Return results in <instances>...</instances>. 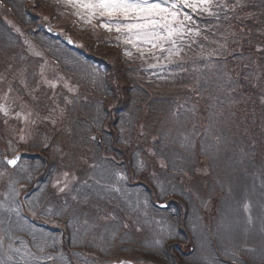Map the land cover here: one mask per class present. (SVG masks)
Returning a JSON list of instances; mask_svg holds the SVG:
<instances>
[{"label":"trees","instance_id":"1","mask_svg":"<svg viewBox=\"0 0 264 264\" xmlns=\"http://www.w3.org/2000/svg\"><path fill=\"white\" fill-rule=\"evenodd\" d=\"M20 1L23 4L19 3V5H16L10 2V0H0V11L4 12V14H10L11 11L16 17L19 16L16 8L22 9L27 5L28 12H25L27 9H23L22 14L24 15L29 13L30 8L37 10L38 15L48 13L47 7L50 4L45 2V0ZM245 2H247V0L244 2L243 0H216L218 7H216L215 19H210V17L206 18L202 15H198V13H193L189 8H182L181 12H187L193 17V21L188 24V27H193L194 25L195 30H198L200 34L198 36L185 34L183 39L177 42L180 54L178 56L173 55L171 59H167L165 57L167 54H165V52L162 53L159 49H157V54L155 55L148 53L144 45L142 46L146 48V51L145 55L142 57L132 45H126L123 40H118V33L116 31L109 32L103 30V28H98V30H103V32L101 34L97 32L96 45L88 41L89 44H87V48L88 50H92L97 58L100 57L103 59L102 63L106 68L108 67L104 73V79H102L106 82V88L102 87L104 85L101 86V82L97 79L93 86L102 87L98 89L99 91H103H98L93 94L92 100L86 95L92 92L89 90H86V93L79 92L77 98L71 95L68 99L72 102H76L77 99L78 102H82L84 98L88 97L91 102H94L90 106L102 110L103 112L102 114H96L94 116L92 124L87 122L86 130L88 135L86 137L78 139L77 134L79 132L76 129V131L73 132L56 134L55 139V141L62 145L61 147L56 143V147H58L57 153H63L64 156H66L70 151V147L79 148V150L83 147L84 155L86 157L89 156L94 161V167L88 170L85 169L83 165L81 167H79V164L76 165L78 171L76 170L75 172H77V176L80 177V180H73L72 183L73 188L77 190L78 196L82 201L72 200L71 204L73 207H78L77 203L79 201L84 205L91 204L94 200L92 201L90 197H92L94 193L98 195L100 199L105 196L109 198V195L105 194L104 184L107 189L112 191L114 187L117 186L124 189L126 198V194H131L129 193L131 180L137 179L142 180L143 183V185H141L142 195L146 194L151 200L152 205H154L159 187L155 179L160 181L165 180V177H171L172 179L169 180L171 182L174 180V182H167L170 187L179 186L183 188L181 190L186 191L187 185L184 180L186 181L188 178L185 177V173L187 172L189 175H195V168L192 171H188L189 164H194L198 167L204 163L209 168L207 169L208 172L209 170L211 171V176L212 174L214 175L216 166H213L211 161L204 159L209 155L207 154L208 151L206 147L203 146L206 135H204L203 127L199 125L201 117L197 118L199 121L198 123L196 122L197 125L196 123L183 124L181 122L182 120L179 118H182V116H185L191 111L194 113L198 112L199 115L205 116L208 113L206 109H210V102L209 107L206 103L210 100H213V102L218 101L217 88L214 84L206 80V72L208 68L219 65V60L228 65V69L225 73V79L228 81L226 85H228V87H233V89L239 88L240 90L238 92L241 94H239L240 98L238 103H232V105L227 104L223 107V105L213 103V107L215 105V107L224 110V113H222L223 119L221 120V126L226 128L228 132L234 133L235 131L233 129L235 127H241L243 125L250 129L251 134L257 127L261 125L264 126V104L259 103L263 98L261 95L264 94V74L261 76V79L253 76L251 80H244V78L238 77V80L235 82L229 81L236 70V64L233 59V57H236L235 52L236 54L245 52L246 56L249 55L251 58L249 66L255 70L262 65L264 66V0H253L252 5L243 12V15H245L246 12L248 16L246 18L243 16L244 18L241 19L239 15L236 18L235 14L243 8L242 5H244ZM171 3H175V0H169V3L164 6L168 7ZM22 14L19 18L23 17ZM211 20H217V22L222 25V28L218 30V32L220 29L221 31L223 30L220 34H216L215 29L218 28L214 27L213 24L215 22ZM235 25L241 28L237 29V27H234ZM93 27L96 29L95 26ZM87 32L91 33L89 31ZM87 36L92 40L90 35ZM109 38L113 39V46L109 44ZM164 47L169 48L171 45L165 44ZM127 51L131 52V56L125 55ZM147 56H151L152 58L147 61ZM157 57L159 62L156 63ZM162 59L163 62L160 61ZM149 61L154 67L149 65ZM94 76L95 75H92L91 78L95 79ZM235 77H237V74ZM181 85H186V96L182 97L179 92L170 96L171 94H169L168 90L177 91L181 88ZM137 92L150 95V101L147 103L141 101L137 103L136 106L140 108L146 106L147 115H151L155 119L153 126L157 131L155 134L152 132V145H150L151 150L149 151L144 146L145 144L138 143L137 141V138H141L143 135L140 134L137 138H131L127 135L124 136V134L118 131L119 128L116 124L119 115L122 114L125 118H122L121 121L123 123L128 122V125H133V123L129 121L131 120V115L129 117L128 114L129 112L132 115L136 114L135 110L137 108L131 106L136 104L135 95ZM200 92L202 94H211V96L209 99H201L200 102L202 105L199 106L200 108H197L191 98L200 95ZM186 97L191 100L185 101L187 100ZM152 98L154 99L151 100ZM157 102L162 103L157 105L150 104ZM61 105L63 106L62 102ZM131 108L132 111H130ZM82 110H84V108L79 106L77 112H81ZM137 110L140 111L139 109ZM216 111L218 112L219 110ZM89 112L93 114L92 111ZM79 117L77 118L79 119ZM119 123L121 124L120 121ZM137 124L138 122L136 125ZM97 127H100V129ZM105 133H109L111 136L109 140L103 138ZM156 138L159 139L158 143ZM107 141L109 142L108 144ZM174 141L177 143H174ZM252 141L255 144L261 143L262 135L259 134V136L255 137ZM163 144H166V149L158 150L157 148ZM174 144H177L176 147ZM180 146L186 153L181 152ZM56 147L52 144L46 148L47 152L51 151L52 154L54 152L56 156H52L53 159H49L50 161H47L45 166V168L49 166V170L46 172H49V183L47 182L46 191L41 192L43 200L36 207L40 210L41 208L47 210V204H61L58 200L59 195L54 193L55 189L52 187L53 185H51V179L57 172V168L54 167V164L57 163L58 156L56 151H54ZM39 157H42V155H39ZM157 159L158 162L155 161ZM126 160L128 161L127 163ZM104 161L105 164L102 165L101 163ZM159 161L166 162L165 167H160ZM37 162L38 161L29 163L25 161L24 167L15 168L12 180L17 183V181L21 182L23 178H27L29 180L31 179L29 183L34 185L33 182L36 181L35 177L39 170L38 168H42L41 164H43L44 161ZM181 163L184 165L180 166ZM31 172L33 177L31 176ZM121 175H126L127 177L124 179L120 177ZM199 178L200 177L195 181ZM211 181L213 182V177ZM94 185V191H90L91 187H87ZM96 186H98L97 189ZM77 187L81 188V191H79ZM31 188L32 186L29 189L31 190ZM191 189L193 191L192 187ZM188 194L193 197L194 191L193 194H191V192H188ZM70 195L71 192L66 194L65 197H61L63 206H66L64 205L66 203L65 200H71ZM99 198L94 199L99 202V204L103 205L104 203ZM14 199L20 201L18 195H16V198L14 195ZM135 200L136 199H134L133 202H135ZM111 201L116 204L114 200ZM115 207L118 206L116 205ZM127 210L130 209L127 207ZM117 213L119 215L123 214L122 211H117ZM126 218L127 217L123 218V222ZM175 264L178 263L176 262Z\"/></svg>","mask_w":264,"mask_h":264},{"label":"rangeland","instance_id":"2","mask_svg":"<svg viewBox=\"0 0 264 264\" xmlns=\"http://www.w3.org/2000/svg\"><path fill=\"white\" fill-rule=\"evenodd\" d=\"M245 0H243L244 2ZM10 2L19 5V3H21L20 0H10ZM150 3H157L159 2V0H149ZM253 0H247V2L244 3L243 8L240 9L237 14H235L236 18L239 16L241 19L242 18H246L248 15L245 12V15H243V12L246 8H249L252 5ZM23 4V3H21ZM19 7V6H17ZM216 7H218L216 0H213V5L210 9V12H204L207 13L209 17H215V13H216ZM18 10V15L20 16L23 13V9H27V5L24 8H16ZM34 13L33 16L36 15V11L33 8H30L29 13H26L25 15L22 14L25 17H30L32 15H30V12ZM25 12H28L25 10ZM10 13L12 14V12L10 11ZM13 15V14H12ZM244 16V17H243ZM36 22L34 23V28L29 24H22L21 27L19 25V30L16 29V27H14L18 33H16L17 31H15V33L17 34L18 37H20L24 42V46L21 45V42L15 40L14 34L10 33V31L5 27V23L3 21H0V89L3 88V86H7L9 87V89L13 92H15V96L10 94V100H8L5 103V107L3 108V119L8 123L9 121H11V117H15V111H12L14 109H18L21 114L23 115V120L25 121V123H22V121H19V123L22 125V127H19V123L18 124H14L11 125L10 129L13 130L12 135L14 136H22L25 135L24 138H22L21 141H17V140H11L8 141L9 146L11 148V151L13 153H16L17 151H19V148L17 145H15V143L19 142L20 146H25V147H29L28 149L31 151H35L37 155L32 156V160H36V157L39 155H42V157L38 158V161H44L42 165V168H38L39 170L36 173V181L34 183V188L33 190H35L36 188L39 187V182L46 180L48 173L47 170H49V166L45 168L47 161H50L49 159H53L52 156L55 155V153L53 152V154L50 152H47V146L43 145L41 143L42 139L45 136L48 135H52L53 132L55 130H64L63 132H70V131H77L79 132L78 135V139L82 138V137H86L88 135V132L86 130V126H87V122L89 120H92L94 118V116L96 114H102V110H98L95 109L94 107L90 106L92 103L91 100L93 99V94H95L96 92L99 91L100 88L102 87H95L92 84H88L86 83V81H84V74H82L83 72L81 71H71L69 73L64 74H60L61 79H58V81L56 82H49V80H47V74H56L57 73V69L54 65L59 66V63H57V61H54L53 64L52 63H47L45 65V67L41 66V65H37L38 61H39V55L42 56L43 52H45L46 46H44L45 44L49 43H56L53 40H51L50 42V37L46 36L45 33V24L41 25L43 23L41 17L36 18L35 20H31L27 21L26 23H31V22ZM213 22H215L213 25L214 27L218 28L215 29L216 34H220L222 31L220 29V31L218 32L219 28H222V25L219 24V22H217V20H211ZM9 24V23H8ZM40 27V28H39ZM44 27V28H43ZM235 28L237 27V29L241 28L238 25L234 26ZM37 28V29H35ZM24 30L26 31V34L29 35L28 36L24 35ZM225 33V32H224ZM53 39V38H51ZM56 45H59L58 43H56ZM24 47L25 49L27 48V52H28V59H26L25 57L22 58L21 57H17L16 61L13 63V67L12 68H7L5 67L6 64L4 62L10 61L9 58H7V50L10 51H14L16 52V56L17 53L19 54V52H24ZM43 48V49H42ZM47 50V49H46ZM156 50V49H155ZM238 53V51H237ZM162 54V53H161ZM160 54V55H161ZM50 56H53V53L50 51L49 53ZM24 56V55H23ZM163 56V54H162ZM151 56H147L146 60L148 61L149 59H151ZM238 62L237 64H239V66L242 68L243 74L247 79L253 78L250 75V71H249V64H246V61L248 56L244 57L243 53H238ZM18 59V61H17ZM43 59V58H42ZM28 61V64H25V61ZM158 62V61H157ZM43 63V62H42ZM219 65L214 66V67H210L208 68L207 72H206V79L209 80L210 82H214L215 84H219V82L221 80L225 79V71L228 69V65L224 64L221 60L218 61ZM149 65L151 67H154L153 64L149 61ZM40 67H43L42 69ZM264 68V66L261 67L260 71H262V69ZM4 72V73H3ZM113 73V72H112ZM71 75V76H70ZM261 79V78H260ZM44 82V86L41 85V83L37 84L39 81L40 82ZM46 83H47V89H46ZM106 82L101 83L100 85H105ZM261 84H262V80H261ZM41 85V86H40ZM51 86V87H50ZM185 86L186 85H181L180 89H178L177 91H173V90H168L169 94H171L170 96H173L175 94H177L179 92V94L184 97L185 95ZM58 87L61 89L60 91H62L61 93H59L57 90ZM184 87V88H182ZM99 88V89H98ZM78 89H82L84 91V93H86V90L88 91H92L91 93L86 94L91 100H89V98H84V100L82 102H78V99L75 101H70L68 98L73 95L75 96V98H77V93H78ZM103 90H100L99 92H102ZM203 91V90H202ZM35 92H38L39 95L33 94ZM188 92V91H187ZM218 97L219 96H224L225 98H227L228 100H231V98H233L231 96V89L228 88V85L224 84L220 86L219 92L217 93ZM21 95V96H20ZM115 95V94H114ZM135 99H136V104H133L131 107L133 108H137L140 111H138L137 109L135 110L136 114L132 115L130 112L128 114V116L130 117L131 115V120L130 123H133V125H128V122L123 123L121 121V119L125 118L122 114L119 115L116 124L119 128L118 131H120L122 134H124V136H129L131 138H137L140 134L143 135L141 138H137L138 143L141 144H145L144 146L146 147V149L149 151L151 150V146L152 145V132L153 134H155V132L157 131L156 128L153 126V122H154V118L151 115H147L146 113V106L144 108H140L139 106H136L137 103L141 102V101H145L146 103L148 101H150L149 94H142L141 92H137V94L135 95ZM191 96V95H188ZM187 96V97H188ZM211 96V94H204V95H196L193 98H191L193 100V103L197 106V108H200L199 106L202 105V103L200 102L201 99L203 98H207L209 99ZM264 98V94L261 95ZM186 97V98H187ZM192 97V96H191ZM64 98V100H63ZM262 98V99H263ZM154 98H152L151 100H153ZM225 99V100H227ZM238 98H236L235 100H237ZM61 100V101H60ZM82 100V99H81ZM156 101V100H155ZM185 101H189V99L187 98V100ZM224 101V99H223ZM233 101V100H231ZM63 104V106L59 107V105ZM15 103V106L13 107L12 104ZM60 103V104H58ZM159 103L162 102H157V103H150L151 105H157ZM213 103V102H211ZM210 103V109H206V111L208 113L211 114V116H203L204 120H202L199 125L202 126L203 128L207 127L208 124L215 121V117H220L222 115V112H224V110H221L219 107H213V104L211 105ZM226 103V102H225ZM259 103H263L264 104V99L259 102ZM228 103H226L227 105ZM206 105H208L209 107V102L206 103ZM83 107L85 110V113L82 114L81 116L83 117H79V119H76V114L75 112L78 111V108ZM182 106V105H181ZM10 108H13L12 110H9ZM182 109V107H181ZM183 110V109H182ZM219 110L217 113H214V111ZM92 111L93 114H91ZM130 111H132V108L130 109ZM33 112H43V114L41 113H36L33 114ZM48 112V113H47ZM1 113V114H2ZM75 114V115H74ZM93 115V116H92ZM201 115L197 113H194L193 111H191L190 113H187L185 116H182L181 119L182 123H190V124H195L196 122L198 123L199 121L197 120L198 117H200ZM128 117V118H129ZM129 118V119H130ZM133 118V119H132ZM177 118V117H176ZM36 119V120H35ZM127 119V117H126ZM121 122V124L119 123V121ZM5 122V123H6ZM92 122V121H91ZM138 122V124L136 125V123ZM135 123V124H134ZM196 123V125H197ZM9 126V125H8ZM20 129V131L16 134L17 129ZM98 129H100V127H97ZM9 129V130H10ZM262 129L264 130V127L262 126ZM1 137H3L4 139H6L3 135H1ZM110 135L109 133H105L104 137L106 140L110 139ZM77 139V140H78ZM50 140V139H49ZM157 143L159 142V139L156 138ZM5 142L7 143V140H5ZM123 142V141H122ZM7 143V144H8ZM109 142L107 141V144ZM54 145L56 147L55 144V140L52 139L51 140V145ZM125 144V142H124ZM239 144V143H238ZM38 145V146H37ZM109 146V145H108ZM158 147V146H157ZM166 144H163L161 146H159L157 149L161 150V149H166ZM42 148V149H39ZM157 150V152H158ZM8 151V149L3 150V152ZM39 151V152H38ZM54 151H56V153L58 152V147L54 148ZM134 152V151H133ZM132 152V153H133ZM57 163L54 164V167L57 168V172L54 174L53 176V180L55 181V183H68L71 180H75L76 178H79L77 176V172H75L76 170L78 171L76 165L79 164L81 167L82 165L85 167V169H91L94 167V165L91 163L93 162L92 158H87L84 155V151H83V147L81 148V150L76 149L75 147L71 148L70 147V151L69 153L64 156L63 153H57ZM56 156V155H55ZM210 159L219 161L220 163V168L219 170H217V174H219V179H223V182L218 181V183H216V187H217V191L218 194L223 196L222 201H220V203L217 204H224L225 207L222 211L223 216L226 214V210L228 211V214L225 218V223L227 225H224V222H222L220 224L219 222V226H217V229L215 231V233L212 235L211 233L209 234V238H210V244H211V248L213 246V242L214 240H216V242L218 243V248H219V255H223V252L220 250L222 249L221 245L219 244V241L221 239L224 238L225 234L228 233L229 231H233L235 230L237 236L238 235H242L243 238H245L248 241H245V245L246 246H250L251 249L254 248L253 252L251 253L250 257L251 258H255V259H261L260 256H262L264 254V238L259 239L258 235H256V232L253 229L252 226V222L254 219V216H256L257 220V224L262 227L264 226V203H260V207L258 208L257 211H252V207L250 203H244V201L248 198L249 193H255V194H261L262 197H264V169L261 168L257 161H256V155L250 153L246 156H239V161L236 162L234 164V162L232 161L231 157L228 156L227 152L225 154V156L223 157L222 161L219 160V156L216 154L215 157L213 156H209ZM89 159V160H88ZM252 159H254V161H252ZM156 162H158V159L155 160ZM128 161L126 160V163ZM218 163V164H219ZM241 164V163H245V165H249V169H245L243 168V172H240L239 174H244L245 177L247 178V174L250 173V175H252L253 178H251V180H248L246 183H244V179H240L237 175L234 174V172L232 171V167L233 165L236 164ZM216 164L215 162H213V165L216 166V169L219 167V165ZM182 166V165H181ZM83 169V170H85ZM8 170V169H7ZM94 170V169H92ZM82 171V170H81ZM261 172V177H259V172ZM3 174H7V173H3ZM32 172H31V176H32ZM234 175V176H231ZM257 175V177H256ZM0 177L2 178V180H0V183L3 182L1 188H5L4 191H6V194L9 192L8 190L12 191L15 190L12 186L13 183H11L9 185V181H13L10 178L12 177L11 175H9V173L7 174V177L5 180V176L4 175H0ZM33 177V176H32ZM230 178V179H229ZM9 179V180H8ZM132 186H138L135 185V181L131 180ZM252 183H254L255 185H251ZM230 184V188H231V192L233 189H235V185L238 196H228L227 194L230 191H226V186ZM245 185H248L245 187ZM221 186L224 188L222 189ZM12 187V188H11ZM31 188V189H32ZM60 189H64L63 187ZM22 191V189H20ZM252 190V191H251ZM69 192H72V189L68 190ZM228 192V193H227ZM263 192V193H260ZM5 195V193H4ZM165 197V194L163 195V198ZM162 198V197H161ZM145 203H146V207L147 209H149L150 207V202L148 201V198H145ZM211 203V202H210ZM209 203V205H210ZM7 206L6 203H0V212L5 211ZM242 207L244 210H242ZM30 208V206H29ZM259 212L260 216L257 215V212ZM170 212V211H169ZM152 214L153 216H155V219L157 217H159L160 213H156V210H154V208H152ZM94 215L95 214H89V219L92 222L94 219ZM258 216V218H257ZM180 218H182V216H179ZM210 216H206V218L208 219ZM263 217V218H262ZM10 217H0V220L2 222V224L4 226H11L14 228H16L17 223H19V220L17 219V222L13 224V219H10ZM102 221L107 222V223H111V221H108V217H101ZM184 220V222H188L191 220L190 217L186 218V219H182ZM179 220V221H182ZM103 222H101L100 224H103ZM231 222H233V226L231 225ZM234 222H237L236 224H234ZM156 224H154L156 226V228H159V226L161 225V222H157L155 221ZM182 223V222H181ZM106 225V224H105ZM227 226V227H226ZM229 227H231L233 230L229 229ZM2 227H0V245L1 247L4 248V258L5 253L7 255V259L9 260V255L12 254H16V253H33L32 249L30 248V245L28 247L25 246H20L16 244V238H21V237H16V238H12L9 237L10 232L5 231V229H1ZM8 228V227H7ZM264 228V227H263ZM84 227L80 228L79 230H81V232L86 231L83 230ZM114 229V228H111ZM70 231L75 233V232H79L77 229V226L75 224H72L70 226ZM191 232V230H190ZM214 232V231H213ZM122 233V234H121ZM262 233V232H261ZM92 234H95L94 231H92ZM263 234V233H262ZM117 237V240H119L122 236V238H129V235L125 236L124 230L121 229L120 234H117V231L114 234ZM264 235V234H263ZM255 236V237H254ZM113 237V236H112ZM135 238H139V237H135ZM135 238H131V239H135ZM256 238V239H255ZM111 240H107L106 244L109 247H112V245H114L115 243ZM259 240H261L262 242H260ZM135 242H138V244H141L139 242L141 241H137L135 239ZM96 243L101 244L102 243V239L100 238ZM205 241L203 242V246L205 245ZM122 244V242H118L116 244L115 247L119 248L120 245ZM222 245L223 246H229L227 242L222 241ZM202 246V247H203ZM26 247V248H25ZM119 251L121 249H116L115 251ZM250 253V252H248ZM88 258L87 260L91 257V253L87 254ZM95 258V257H93ZM96 259V258H95ZM4 264H7L4 262ZM95 264H103L102 262L99 263H95ZM218 264V263H217Z\"/></svg>","mask_w":264,"mask_h":264},{"label":"snow or ice","instance_id":"3","mask_svg":"<svg viewBox=\"0 0 264 264\" xmlns=\"http://www.w3.org/2000/svg\"><path fill=\"white\" fill-rule=\"evenodd\" d=\"M65 6L75 9L76 15L81 16L80 9L85 10L88 20L92 18L107 17V21L100 26L111 32L113 29L125 37L124 43L136 48L143 57L145 51L152 53V50L159 49L167 52V59L173 55H179L180 49L177 42L182 40L185 34L199 35L195 27H188L193 17L187 12H181L182 8H189L193 13L210 12L213 0H159L157 3H150L149 0H60ZM84 19V16H81ZM127 21V22H125ZM120 39V36L117 37ZM144 45L146 48L140 47ZM165 44L171 47L165 48ZM131 56V52H125ZM158 59V57H157ZM154 66V65H153ZM15 165L16 160L8 161Z\"/></svg>","mask_w":264,"mask_h":264}]
</instances>
